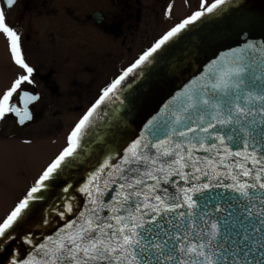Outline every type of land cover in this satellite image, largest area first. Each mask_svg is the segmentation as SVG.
<instances>
[{
	"label": "snow or ice",
	"instance_id": "6c2138e0",
	"mask_svg": "<svg viewBox=\"0 0 264 264\" xmlns=\"http://www.w3.org/2000/svg\"><path fill=\"white\" fill-rule=\"evenodd\" d=\"M15 2L16 0H7L9 6ZM226 2L227 0H214L206 8L196 11L171 28L103 90V94L69 135L68 146L48 165L26 196L0 223V244L5 239H11L9 230L31 211L33 204L44 199L43 193L49 187L48 182L54 178V175L74 162L70 158L76 155L81 134L90 123V118L96 109L114 95L130 75L138 74L137 69L151 63L154 54L169 41L189 25L200 20L206 13H213ZM168 10H171V5ZM0 32L10 41L16 64L27 73L15 79L11 88L0 97V119L8 113H14L20 117L19 122L23 124L25 116L29 120L32 118L27 109L28 103L39 97L23 91L20 94V99L24 103L22 110L13 102V96L20 92L22 84L33 83L34 69L25 61L20 47L21 37L6 22L2 8H0ZM242 71L243 69L239 67L226 68L211 84L212 92L221 93L222 98L214 100L207 94V89L206 94L199 99L188 95L189 103L184 111L197 109L200 112L197 121H193L194 126L179 131L172 129L169 134L164 138H158L155 143L143 142V138L136 140L127 149L128 155L123 157V163L127 167L118 166L119 183L115 179L104 180L101 186L99 180L104 168L95 173L80 189L90 197V203L93 205L89 210L90 214L84 216L82 213L83 223L78 226L69 224L68 228L74 230L55 241L52 248L40 245L41 249H46L44 255L47 259L18 260L14 256L10 264H252L247 259L252 248L247 245L244 248L238 246V251L244 252V256L239 259L238 253L225 254L224 245L218 239L221 236L219 223L210 221V218L206 219L208 213L205 211L200 216L198 224L192 211L200 207L198 201L207 198V191L211 187L231 189L245 198H250V189H264V156L258 157L255 148L249 150L251 147L249 139L256 131L252 126L264 125V92L249 91L241 95L239 91H235L229 97L231 89H240L241 81L235 78L239 77ZM25 97L28 99H24ZM205 116L208 117L207 121ZM180 121L181 117L178 116L176 123ZM218 125L221 126V131H210L216 130ZM198 132L207 135H193L188 138L190 133ZM261 132L264 133V128H261ZM176 136L187 139L177 142L173 139ZM209 139L216 142L209 144L207 143ZM237 140L242 150L233 151L226 141L236 143ZM149 146L155 150L151 154L147 151ZM198 148L215 151L216 155L221 157L219 165L228 168V172H217L215 159L195 155ZM231 157L242 160L225 164V161ZM248 161L252 165L260 166L254 174L255 183L242 179L253 176V169L247 166ZM201 163L204 167L198 166ZM187 168L193 173L192 180L200 179L195 173L208 176L209 172L206 169H211L216 177L222 174L230 175L233 182L223 185L192 183L187 186L190 179L189 173L185 171ZM233 169H239V172L233 174ZM108 175L111 177L113 174L109 172ZM177 176L179 180L185 182V185L182 186L179 181L173 179ZM70 187V185L66 186L64 190L67 192ZM173 187L175 191L171 190ZM261 203L264 205V201ZM66 208L71 212L72 204L67 203ZM184 208L188 211H178ZM104 210L110 214L102 216ZM216 211L220 209L217 207ZM246 212L248 216L255 214L264 217V207H261L257 213H254L252 208H247ZM173 213L175 216L166 220V216ZM58 214L64 216L65 213L59 211ZM165 220L170 228L164 227L162 221ZM42 222L47 223V218L42 217ZM260 224L264 226V218L260 220ZM247 239L245 235L241 243ZM27 242L31 244L32 240L28 238ZM260 248V258H254L255 264H264V244H261ZM229 255L233 257L231 262L228 259Z\"/></svg>",
	"mask_w": 264,
	"mask_h": 264
},
{
	"label": "water",
	"instance_id": "95a60500",
	"mask_svg": "<svg viewBox=\"0 0 264 264\" xmlns=\"http://www.w3.org/2000/svg\"><path fill=\"white\" fill-rule=\"evenodd\" d=\"M236 67L243 69L240 76L235 78L241 81V85L239 90L231 89L229 97L235 91L241 95L249 91L264 92V0H227L213 13H206L169 41L154 54L151 63L136 70L138 74L130 75L116 93L93 113L81 134L76 155L70 158L74 162L54 175L43 193L44 199L35 202L31 211L9 230L11 239H5L0 244V264H10L14 256L18 260L47 259L44 255L46 249H41L40 245L52 248L55 241L74 230L68 228L69 224L78 226L83 223L81 214H90L89 210L93 207L90 197L80 189L91 177L103 167L99 180L101 186L104 180L115 179L119 183L118 166L127 167L123 157L128 155L127 149L136 140L143 138V142L155 143L172 129L179 131L194 126L193 121H197L200 112L197 109L184 111L189 103L188 95L199 99L207 89V94L214 100L222 98V94L213 93L210 86L222 70ZM178 116L181 117L180 123H176ZM252 127L256 131L249 139V150L255 148L258 157L264 156V133L261 132L264 125ZM210 131H221V126ZM193 135L207 134L190 133L188 138ZM173 139L179 142L187 138L176 136ZM215 142L212 139L207 141L209 144ZM226 142L233 151L242 150L238 140L236 143ZM147 151L151 154L155 150L149 146ZM195 155L215 159L217 172H228V168L219 165L221 157L215 151L198 148ZM239 160L242 158L231 157L225 164ZM246 163L253 169V176L242 179L255 183L254 174L260 166L252 165L250 161ZM198 166L204 167V164ZM206 170L208 176L195 173L200 179L192 180L191 169H185L190 177L187 186L192 183L223 185L233 182L230 175L216 177L211 169ZM109 172L113 174L111 177ZM237 172L239 169H233V174ZM173 179L185 185L178 176ZM69 185L71 187L66 192L64 189ZM171 190L175 191V187ZM262 201L264 189H250V198H245L231 189L211 187L207 191V198L198 201L200 207L192 211L198 224L205 211L208 213L206 219L219 223L221 236L218 239L224 245L225 254L238 253L237 258H242L244 252L238 251V246L244 248L247 245L252 248L247 259L255 264V259L260 258V246L264 244V226L260 224L264 217L255 214L248 216L246 209L252 208L257 213L264 207ZM67 203L72 204L71 212L67 211ZM217 207L220 209L218 212ZM59 211H64V216H60ZM178 211L188 210L184 208ZM109 214L107 210L101 213L102 216ZM173 216L175 213L168 214L166 220ZM42 217L47 218V223L42 222ZM166 220L162 223L165 228H170ZM245 235L248 239L241 243ZM28 238L32 240L31 244L27 242ZM232 258L229 255V262Z\"/></svg>",
	"mask_w": 264,
	"mask_h": 264
},
{
	"label": "flooded vegetation",
	"instance_id": "af4514ba",
	"mask_svg": "<svg viewBox=\"0 0 264 264\" xmlns=\"http://www.w3.org/2000/svg\"><path fill=\"white\" fill-rule=\"evenodd\" d=\"M213 2L16 0L9 6L0 0L6 22L21 37L25 61L34 69L33 83L22 84L13 102L23 110V91L39 97L28 103L32 118L25 116L23 124L14 113L0 119V171L12 177L0 179V223L68 146L69 135L103 90L171 28ZM26 74L0 32V97ZM16 185L24 189L18 197L11 196Z\"/></svg>",
	"mask_w": 264,
	"mask_h": 264
},
{
	"label": "rangeland",
	"instance_id": "374dc122",
	"mask_svg": "<svg viewBox=\"0 0 264 264\" xmlns=\"http://www.w3.org/2000/svg\"><path fill=\"white\" fill-rule=\"evenodd\" d=\"M169 17H172V15L170 14L169 15ZM2 154L3 155H5V150L3 149V151H2ZM17 154V152L15 151V153L14 154H12V158L15 156ZM1 163H2V161H1ZM3 164V163H2ZM0 179H4V180H7V181H9V180H12V177H11V175L9 174V173H7V172H5V171H0ZM22 186L23 185H16V187H13L12 188V190H11V196H15V194H16V197H18V195L19 194H21L22 192H23V188H22ZM15 198V197H14ZM12 203V200H10L9 201V204H7L8 205V207L10 206V204ZM3 200H2V198H0V206H1V209H2V207H3Z\"/></svg>",
	"mask_w": 264,
	"mask_h": 264
}]
</instances>
